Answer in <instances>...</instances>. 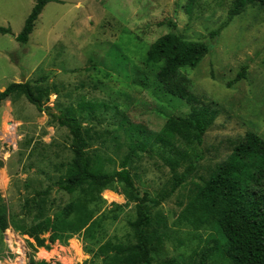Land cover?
Instances as JSON below:
<instances>
[{
    "label": "rangeland",
    "instance_id": "obj_1",
    "mask_svg": "<svg viewBox=\"0 0 264 264\" xmlns=\"http://www.w3.org/2000/svg\"><path fill=\"white\" fill-rule=\"evenodd\" d=\"M36 1L0 0V27L11 30L0 34V92L28 81L50 91L44 102L56 110L91 106L81 121L100 135L91 149L107 173L121 169L135 126L157 133L169 117L190 112L157 80L161 65L146 61L151 44L170 32L166 21L172 19L175 32L186 39L210 45L198 67L185 73L192 92L212 103L218 116L198 148L203 159L193 178L153 211L162 233L153 263L175 258L195 264L193 254L212 231H195L180 218L194 184L208 179L246 132L264 138V9L249 6L211 40L233 0H198L191 12L189 0H59L45 7L29 42L21 45L16 37ZM10 100L0 109V206L31 225L52 218L77 195L56 187L73 158L71 136L23 95ZM129 169L137 186L154 195L172 186L170 168L155 153H140ZM184 171L181 166L178 174ZM90 208L97 225L93 238L75 236L32 254L28 238L9 229L0 243V264H29L32 257L51 264H106L98 253L102 245L134 242L129 224L136 218L135 203L118 187L104 191ZM209 264L223 263L215 258Z\"/></svg>",
    "mask_w": 264,
    "mask_h": 264
},
{
    "label": "trees",
    "instance_id": "obj_2",
    "mask_svg": "<svg viewBox=\"0 0 264 264\" xmlns=\"http://www.w3.org/2000/svg\"><path fill=\"white\" fill-rule=\"evenodd\" d=\"M197 1H188V12L192 11ZM53 2L61 3L59 0L36 1L16 37L19 44L29 42L36 22L45 7ZM252 5L264 9V0H233L228 18L210 34L211 40L217 39L235 17L245 13ZM166 24L170 32L151 44L146 61L161 65L157 80L169 95L188 105L190 112L185 116L169 117L157 133L135 126L129 152L117 172L107 173L96 162L91 145L100 135L81 121L85 110H91V106L82 104L79 111L72 108L56 110L44 102V97L48 98L50 91L35 88L28 81L11 83L0 92V107L8 98L21 94L38 112L45 113L52 122L68 129L73 158L56 187L71 197L77 194L52 218L31 225L17 216H10L1 205L0 243H3L4 233L9 229L28 238L27 246L32 254L40 249L50 251L56 243L66 244L75 236L93 238L97 225L90 206L101 199L104 191H115L120 187L127 202L135 203L136 218L129 224L134 242H106L98 249L99 256L106 264H154L152 253L161 243L162 233L158 226L155 227L153 211L185 185L188 179L193 178L203 159L198 148L203 145L205 134L218 116L212 103L205 104L192 92L191 81L185 73L198 67L210 53V45L177 34V25L172 19L167 20ZM10 33V29L0 27V34ZM243 77L244 73L235 82ZM178 141L183 144L180 145ZM143 152L157 154L170 168L173 182L169 191L154 195L137 186L129 165ZM181 166H185V171L179 175ZM192 189L180 218L195 231L204 227L212 231L205 239V246L193 254V258H197L195 264H209L215 258L223 264H264V138L255 132H246L211 176L206 180L200 179ZM29 264L51 263L32 257ZM158 264L193 263H182L172 258Z\"/></svg>",
    "mask_w": 264,
    "mask_h": 264
},
{
    "label": "crops",
    "instance_id": "obj_3",
    "mask_svg": "<svg viewBox=\"0 0 264 264\" xmlns=\"http://www.w3.org/2000/svg\"><path fill=\"white\" fill-rule=\"evenodd\" d=\"M3 90H4V89H3ZM3 90H2V91H3ZM10 102H11L10 98H8L7 100H5V101H4V104L1 105L0 109H2V108L4 107V105H5V107H6ZM7 110H8V109L6 108V111H7Z\"/></svg>",
    "mask_w": 264,
    "mask_h": 264
},
{
    "label": "built area",
    "instance_id": "obj_4",
    "mask_svg": "<svg viewBox=\"0 0 264 264\" xmlns=\"http://www.w3.org/2000/svg\"><path fill=\"white\" fill-rule=\"evenodd\" d=\"M7 140H10L9 138H7Z\"/></svg>",
    "mask_w": 264,
    "mask_h": 264
}]
</instances>
